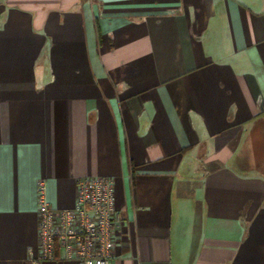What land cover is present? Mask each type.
Instances as JSON below:
<instances>
[{"label": "crops", "instance_id": "1", "mask_svg": "<svg viewBox=\"0 0 264 264\" xmlns=\"http://www.w3.org/2000/svg\"><path fill=\"white\" fill-rule=\"evenodd\" d=\"M86 176L114 264H264V0H0V264Z\"/></svg>", "mask_w": 264, "mask_h": 264}, {"label": "built area", "instance_id": "2", "mask_svg": "<svg viewBox=\"0 0 264 264\" xmlns=\"http://www.w3.org/2000/svg\"><path fill=\"white\" fill-rule=\"evenodd\" d=\"M38 251L34 262L55 259L78 264H114L115 230L122 224L114 183L106 176H86L77 182L74 204L53 208L45 186L37 187Z\"/></svg>", "mask_w": 264, "mask_h": 264}]
</instances>
